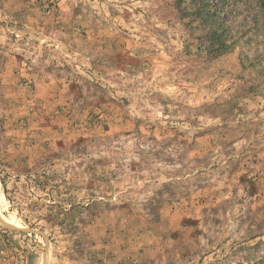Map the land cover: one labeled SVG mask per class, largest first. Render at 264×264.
<instances>
[{
	"label": "rangeland",
	"instance_id": "rangeland-1",
	"mask_svg": "<svg viewBox=\"0 0 264 264\" xmlns=\"http://www.w3.org/2000/svg\"><path fill=\"white\" fill-rule=\"evenodd\" d=\"M0 264H264V0H0Z\"/></svg>",
	"mask_w": 264,
	"mask_h": 264
},
{
	"label": "trees",
	"instance_id": "trees-1",
	"mask_svg": "<svg viewBox=\"0 0 264 264\" xmlns=\"http://www.w3.org/2000/svg\"><path fill=\"white\" fill-rule=\"evenodd\" d=\"M215 40V37L213 36V38H212V40H211V43H213V41ZM221 44L223 43L224 44V42H220Z\"/></svg>",
	"mask_w": 264,
	"mask_h": 264
}]
</instances>
